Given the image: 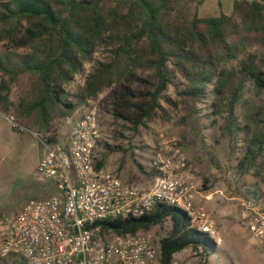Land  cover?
Here are the masks:
<instances>
[{
	"label": "trees",
	"instance_id": "trees-1",
	"mask_svg": "<svg viewBox=\"0 0 264 264\" xmlns=\"http://www.w3.org/2000/svg\"><path fill=\"white\" fill-rule=\"evenodd\" d=\"M115 1L117 6L108 8V0H0V111L10 116L14 107L18 117H32L52 131L56 118L69 116L107 88L99 99L103 110L136 131L160 112L168 118L183 107L191 116L205 102L215 117L206 127L223 116L230 140L243 142L238 169L246 173L255 167L258 173L263 108L244 95L247 81L256 94L264 92V55L249 50L254 44L264 47V0H234L231 13L195 15L174 29L161 16L174 0ZM100 45L108 47L110 59L99 60L84 85L71 92L67 84L94 61ZM24 74L31 76V90L16 103L11 88ZM178 75L184 80L178 82ZM170 85L179 100L168 94ZM56 134L45 138L56 140ZM98 166H104L103 159ZM167 219L171 229L159 240L164 264L188 247L206 259L220 252L207 232L190 227L185 210L162 202L141 216L104 223L118 232H136Z\"/></svg>",
	"mask_w": 264,
	"mask_h": 264
},
{
	"label": "built area",
	"instance_id": "built-area-1",
	"mask_svg": "<svg viewBox=\"0 0 264 264\" xmlns=\"http://www.w3.org/2000/svg\"><path fill=\"white\" fill-rule=\"evenodd\" d=\"M102 112L99 99L90 100L66 136L44 139L35 176L54 191L0 215V264H164L160 241L152 233L118 232L104 223L141 216L159 202L185 210L190 227L223 241L213 212L196 201L187 155L177 140L157 147L149 188L129 185L116 172L98 166ZM240 217L264 252V194L257 191L244 198ZM169 264L182 262L174 257Z\"/></svg>",
	"mask_w": 264,
	"mask_h": 264
},
{
	"label": "rangeland",
	"instance_id": "rangeland-1",
	"mask_svg": "<svg viewBox=\"0 0 264 264\" xmlns=\"http://www.w3.org/2000/svg\"><path fill=\"white\" fill-rule=\"evenodd\" d=\"M233 2L234 0H174L172 8L162 12V21L174 29L195 15L231 13ZM116 4L115 0H108V8L116 7ZM249 50L260 57L264 55V47L259 44L250 46ZM110 57L111 52L106 45L98 46L94 52V61L85 63L84 69L76 75L75 80L67 84L68 90L77 91L84 85L94 65L99 60H109ZM237 75L239 78L244 77L239 67ZM176 80L181 82L184 78L178 75ZM31 81L30 74H24L12 85L10 96L14 102L17 103L22 96L30 93ZM247 83L244 97L250 104L263 108L259 116L264 118V92L256 94L252 83ZM106 91L107 88L97 99L102 98ZM168 94L179 100L173 85H170ZM88 103L80 104L65 118H56L52 131H46V127L32 117H18L15 108H11L10 116L21 127L16 126L14 129L18 133L16 157L0 179V215L16 212L26 199L42 195L43 192L39 191L40 180L28 172V168H31L36 160L38 147L43 145L46 135L54 131L57 137L66 136ZM163 104L165 108L169 107L166 102ZM198 108L191 116L183 107L172 111L168 118H164L160 112L136 131L124 126L122 121L115 120L110 113L103 110V141L99 149L104 167L116 172L130 185H151V166L157 147L165 140H177L187 155L186 172L196 186V201L206 204L216 216V228L223 241L217 243L220 252L208 259L200 256L191 247L176 253L175 258L182 264H264V252L240 217L244 198L257 191L264 194V155L258 159V173H255V167L241 173L238 162L243 155V142L236 144L230 140L224 129L223 116L218 118L214 127H206L215 117L210 113L211 109L207 103H199ZM107 143L114 147L113 151L106 147ZM136 160L143 164L146 172L139 168ZM170 229L171 221L167 219L147 231L159 241ZM1 264L9 262L3 260Z\"/></svg>",
	"mask_w": 264,
	"mask_h": 264
},
{
	"label": "crops",
	"instance_id": "crops-1",
	"mask_svg": "<svg viewBox=\"0 0 264 264\" xmlns=\"http://www.w3.org/2000/svg\"><path fill=\"white\" fill-rule=\"evenodd\" d=\"M0 112H2V111H0ZM10 117H12V116L0 114V179H1L2 175L6 173V169H7L8 165H10L13 162L14 158L16 157V152L18 151V148L16 146V144H17L16 139H17L18 133L14 130V129H16L15 128L16 126H14V123L10 119ZM22 126H23V124H22ZM72 126H73V124H72ZM37 151H38L37 157H36V160L34 161L33 166L31 168H28V172L33 174L34 177H35L36 167H37L38 163L40 162V160L43 157L44 152H45L44 144L40 145L38 147ZM122 180L125 183L130 185V183H128L127 180H124V179H122ZM150 186L151 185H149V184L148 185L145 184L144 188H149ZM39 188H40L39 191L43 192V193L40 192L42 195H40V196L37 195V196H39V198L48 196L51 193H53V191H54V189L51 187V185L48 181H40ZM27 200L28 199H26L20 205L19 208H21ZM215 218H216V216H215Z\"/></svg>",
	"mask_w": 264,
	"mask_h": 264
}]
</instances>
